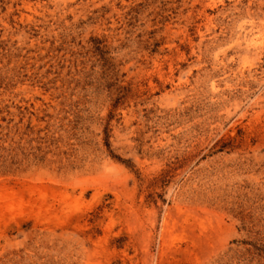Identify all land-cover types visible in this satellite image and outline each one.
<instances>
[{"label": "rangeland", "instance_id": "1", "mask_svg": "<svg viewBox=\"0 0 264 264\" xmlns=\"http://www.w3.org/2000/svg\"><path fill=\"white\" fill-rule=\"evenodd\" d=\"M0 264H264V0H0Z\"/></svg>", "mask_w": 264, "mask_h": 264}]
</instances>
